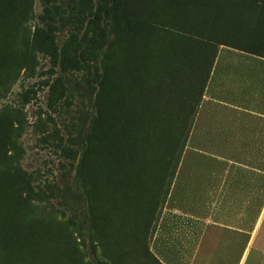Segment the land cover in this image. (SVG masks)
<instances>
[{"label": "rangeland", "instance_id": "rangeland-1", "mask_svg": "<svg viewBox=\"0 0 264 264\" xmlns=\"http://www.w3.org/2000/svg\"><path fill=\"white\" fill-rule=\"evenodd\" d=\"M219 45L264 57V0H0V264H160Z\"/></svg>", "mask_w": 264, "mask_h": 264}, {"label": "crops", "instance_id": "crops-1", "mask_svg": "<svg viewBox=\"0 0 264 264\" xmlns=\"http://www.w3.org/2000/svg\"><path fill=\"white\" fill-rule=\"evenodd\" d=\"M180 157L150 253L160 264H244L264 226V165L228 158H264V57L218 46Z\"/></svg>", "mask_w": 264, "mask_h": 264}, {"label": "bare ground", "instance_id": "bare-ground-1", "mask_svg": "<svg viewBox=\"0 0 264 264\" xmlns=\"http://www.w3.org/2000/svg\"><path fill=\"white\" fill-rule=\"evenodd\" d=\"M150 144V143H149Z\"/></svg>", "mask_w": 264, "mask_h": 264}]
</instances>
